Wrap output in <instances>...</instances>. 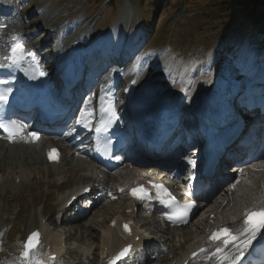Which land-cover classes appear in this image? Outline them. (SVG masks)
<instances>
[{"label":"rangeland","instance_id":"1","mask_svg":"<svg viewBox=\"0 0 264 264\" xmlns=\"http://www.w3.org/2000/svg\"><path fill=\"white\" fill-rule=\"evenodd\" d=\"M11 1L16 5L19 17L24 18L25 27L29 29L35 23H41L32 30L37 39L46 33V27L60 25L66 29L63 44L73 37H82L88 43L92 38L109 33L114 44L120 41L119 44L126 45L127 50L133 48L131 44L134 42L138 47L136 56L133 55L135 59L123 66V73L127 77L135 75L139 84L147 80V86H154V93L162 92L164 87L187 90L188 96L183 102L186 110L194 104L193 90L204 81L205 84L212 83L215 78L216 71L210 64L214 59L217 64L227 62L224 65H228L226 70H245L242 77L251 75L254 70H264V4H261L264 0H248L245 4L231 0L226 14L218 16L215 13L219 8L211 0H184L182 7L186 10L183 13L178 12L183 0ZM56 32L42 41L45 48L52 47ZM202 46L209 48L208 51L204 52ZM48 58L53 60L50 56ZM135 61H139L143 71L138 70ZM125 81L122 79L120 84ZM28 154L20 149L15 162L11 161L14 156L10 152L6 157H0V264H12L19 238L21 240L33 227H39L43 218L51 224L45 228V238L49 234L62 236V240L65 238L62 253L51 264L98 263L101 254L108 253L103 242L105 231L109 229L105 224L121 215L127 205L126 199L115 194L111 187L126 176L135 175L136 168L126 165L106 176L92 165L47 166L34 156L28 162ZM15 176L21 179L19 184L12 183ZM83 182H90L93 186L104 184L106 197L83 220L63 222L54 213L55 206ZM219 193L220 188L210 193L211 197L205 203L209 207H201L200 213L184 229L168 230L159 217L156 218L157 215L146 214L140 209L133 213L136 230L149 238L146 242L152 247V256L157 251L160 256L166 255L161 262L151 264L172 263L193 242L196 233L193 224L201 219L203 221L197 227L203 232L205 218L213 203L221 202ZM110 230L111 243L117 246L122 235L118 227ZM190 234L191 239L187 241Z\"/></svg>","mask_w":264,"mask_h":264},{"label":"bare ground","instance_id":"2","mask_svg":"<svg viewBox=\"0 0 264 264\" xmlns=\"http://www.w3.org/2000/svg\"><path fill=\"white\" fill-rule=\"evenodd\" d=\"M6 3L11 5L13 11L15 10L16 6L14 5V3H12L10 0H7ZM8 23L10 24V29H14L13 31H15V32L21 31V32H23L25 34H28V35H30L31 30H33V28L39 27L41 25L40 22H37V23L34 24L33 28L30 27L28 29V28L23 26V20L18 18V17L17 18L16 17H10L8 19ZM47 29L50 31V34L55 33L57 31L59 33L58 35H59V38H60L59 45L61 43H63V38L61 37V34L64 35V33L66 32L65 31L66 29L61 28L60 25L49 26V27H47ZM8 31L9 30L7 29L5 32H3L4 35H6L8 33ZM2 39H3V37H0V40H2ZM80 39L81 38H75L72 41H77V40H80ZM106 39L108 40V38H106ZM109 42H111V41H109ZM118 46L121 48V53L120 54L122 55V57L125 58V59H129L130 60L129 62H131L134 57H133V55H129V54L125 53L126 51H128L125 48L126 45L123 46V45L119 44ZM105 53L107 55L111 56L110 54H108V52H105ZM49 54L52 55L53 52H51ZM54 57H55L54 60H56L57 53L55 54ZM98 60H99V57H98ZM42 61L45 63V59H42ZM220 61H223V59H221ZM96 62H97V67H101L103 65L102 61L101 62L96 61ZM225 63H227V62H223V63L221 62V63L217 64V61L215 59L212 62H210L211 66L216 71L214 73L215 78L212 81V83L216 84L215 91L211 92V84L212 83L205 84V81L202 82L204 84L201 83L198 86L197 89L193 90L195 99L193 101L194 104H192L190 106V108H192V107L195 108L196 106H198L199 100H200V94L202 93V91H204L205 92L204 96L206 97V99H208V101H207L208 107L209 108L211 107V105L213 104L211 102V100H214L215 97H216V102L218 103L221 100V103H222L221 104L222 105L221 114L225 113V105H226V100L229 97V91H233L234 90L236 81L238 80V78H242L241 73L245 72V70H241L240 68H239L240 72H237V70L235 72V70H233V68H230V69L226 70V67L228 65L225 67L224 66ZM119 68L122 71V63H121ZM225 71H227V72H225ZM263 71L261 72L259 70H254L251 75L250 74H246V77H249V76H250V78L251 77H256V79L258 81H260L259 82V86L262 89H264V75L262 74V73H264ZM119 81H120L119 79H116V80H114V83L116 84ZM185 87H187L186 84H185ZM180 89H182V88H180ZM180 91L184 92V90L183 91L180 90ZM164 94H165V92H162V95H164ZM261 95L264 96V94H261ZM180 98H181L180 96L177 97L178 100ZM183 112L184 111L179 110V113H183ZM6 146L7 145H5L3 142H0V157L1 156L6 157L7 155H9V152H10L14 156L13 159H11V161L15 162L16 161L15 157L17 156L18 151L20 149H25L24 151H28L30 153V154H28V157H29L28 158V162L32 161L33 159H31V156H34V157L38 158V161H40L41 163H44L42 158L40 157V155L42 154V151H43V147L40 145V143H37L36 145H33V146H30V145L25 146L24 144L12 145V147H18V148H14L12 150L11 149L10 150H8V149L4 150L3 148H5ZM38 146H40V148ZM138 153L142 157L145 156L143 150L139 149ZM18 158H20V157H18ZM22 162H23V159H22ZM246 168L248 169V167H246ZM258 175H259L260 178L257 180V182H255L253 185H251V191L236 190V191H234L232 193H227V191H226V189L229 188L230 186H232L234 184V182L238 180V178H242L244 176V172H242L237 177H235L234 178L235 181L231 178L229 180H226V181H228V183H226V184H224L222 186H218V187H216V189H213L215 191H218L219 188H220V193L219 194H220L221 202L218 203V204L216 203L217 205L215 203H213V205H212L213 208H211L210 214L207 215L208 217H206L207 219L205 221V228L207 227L208 222H213V221H216V220H220V221L226 222L227 220H229L230 219V214H231V210H230L231 207L232 208H236L237 206H239V204H245V206L256 204L258 202V196H263L264 195V173L263 174L260 173ZM15 177L12 180L13 184H14ZM236 187H238V185H236ZM252 191L256 195L255 197H254V195H252ZM210 197H211V195L202 194L201 195L202 202L204 204L207 203V201L209 200ZM126 201L129 202L128 200H126ZM89 203H90V201H88L86 203V205H89ZM202 207L203 208L209 207V205L205 204ZM145 216H148V215H145ZM115 218L116 219H114V220L118 221L119 216H116ZM156 218H158V216H156ZM128 220H132V219L128 218ZM202 221L203 220L201 219V220L197 221L198 223L196 222L195 224H193V227H195V232L196 233H195V236H193V235L192 236L195 237V238H194L193 242L191 244H189V246H187L185 249L182 250V252L180 253L181 255H180L179 259L176 258V257H175L176 259L174 258V260H173L174 263L173 264H181L182 263L181 260L183 259L185 254L188 253L187 250H189L190 248L197 247L196 241L201 238V234H202V231H199L197 225L200 226L199 223H201ZM108 224H109V222L107 223V225L105 224V227H108L109 229L105 231V234L103 236V242L105 244L104 246H106L107 244L111 243V237H110L111 236L110 235L111 234V230H110L111 228L109 227ZM202 224H204V223H202ZM204 229H202V230L204 231ZM174 230H176V229H174ZM136 232L139 234V232L136 230V228H134L133 234L137 235ZM143 237H147L148 238V236H144V235L141 234L140 235V243H141L140 245H145L146 244L145 242L147 240H146V238L144 239ZM190 239H191V234L188 235L187 241H189ZM46 243L49 245L50 250L52 252H55L57 255L62 253V251L64 249V246L66 245V244H64L62 242V236H55L54 234H49L48 235ZM183 247H184V245H182L181 248H183ZM232 249H233V247L228 248L227 250H225V252L223 253L222 256L213 258L208 264H220V262H221L223 257L231 256L234 253V251H232ZM101 255L103 256V254H101ZM102 256H101V259H102ZM157 256L152 261L151 260V255H149V247L147 246L144 249L143 253H142V260L138 264H151L152 262H161V260L164 259L163 256H160V255H157ZM56 260H54L52 262H56Z\"/></svg>","mask_w":264,"mask_h":264},{"label":"snow or ice","instance_id":"3","mask_svg":"<svg viewBox=\"0 0 264 264\" xmlns=\"http://www.w3.org/2000/svg\"><path fill=\"white\" fill-rule=\"evenodd\" d=\"M31 58L33 61L36 60V53L30 49H27L25 47V43L23 42L22 38L20 37H13V43L10 46V50L8 54L0 58V68L8 67H18L22 66V63L24 60ZM5 61H7V64H5ZM40 75H44L43 72L40 73ZM32 79H35V77H30ZM14 81L9 80L7 78L0 79V105H3L7 103L8 96L11 93L12 89L11 87H4L6 85L12 84ZM135 83V81H134ZM86 109L81 110V116H85ZM119 117L115 115V113H112L111 119L109 120V123H114L116 120H118ZM85 127H88L86 124ZM26 128V125L20 124L16 121H10L9 123L5 124L4 122L0 121V129H3L5 132L8 133V139L11 141L14 136H17L21 134ZM96 132H100V128L95 129ZM28 135L33 137V139H37L38 135L35 132H31ZM53 152L55 150H52V152L49 153V158H53ZM119 159V157H116ZM154 187L157 188V195L159 196L161 192H163L164 195L170 196L169 193H167L166 189H163L162 185H154ZM87 191V189H86ZM132 195L136 197L137 199L144 200V199H150L149 194L144 191L143 188L140 189H133ZM75 199V198H73ZM162 204H165L166 206H173L174 210L170 212L168 215V219L175 222H181V223H187V216L195 206L194 203H188L185 205H179L178 202L175 201L174 197H171L168 201H165L161 199L160 201ZM259 215L261 219L258 222H253L252 218L254 216ZM245 228L243 232L241 233V236H243V239H241L240 236L232 235L230 233V230L228 229H220L218 232H214L212 236L210 237L211 240H221L227 248L229 245H232L236 249V253L229 256H225L222 258L220 264H224V261H227V264H237V261H239L244 256V251L249 249L253 246V241L256 240L258 234L260 233V230L264 228V212L262 213H255V212H248L245 213V220H244ZM125 231H128V226L125 225ZM38 233H33L31 236L28 237L27 241L23 245V251L20 256V264H43V261L37 257H34L33 252L35 248L37 247V241H38ZM261 241L264 242V236L261 237ZM131 251V246L125 248L118 256L117 260H119L121 257L127 255ZM203 251V250H202ZM218 253L222 252L221 248H217L216 250ZM111 264H116V261H112Z\"/></svg>","mask_w":264,"mask_h":264},{"label":"trees","instance_id":"4","mask_svg":"<svg viewBox=\"0 0 264 264\" xmlns=\"http://www.w3.org/2000/svg\"><path fill=\"white\" fill-rule=\"evenodd\" d=\"M86 1V0H85ZM174 2V0H171ZM214 4V6L218 7L219 10L218 12L215 13V16H218L219 14L222 15V14H226L224 13L226 8L230 9V7L228 6L229 2H231V0H211ZM92 2V1H90ZM184 0L183 1H180V8H178V12H185L186 9H184L182 6L184 5L183 4ZM235 2H237L238 4H245L248 2V0H235ZM261 4H264V2H262ZM187 5V4H186ZM261 7V6H260ZM264 8V5L262 6ZM169 19V17H168ZM203 48H206V46H202Z\"/></svg>","mask_w":264,"mask_h":264}]
</instances>
